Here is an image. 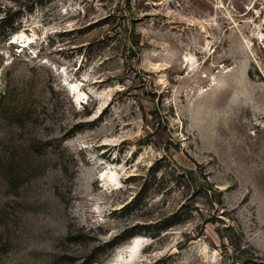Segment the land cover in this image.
<instances>
[{"label": "rangeland", "instance_id": "obj_1", "mask_svg": "<svg viewBox=\"0 0 264 264\" xmlns=\"http://www.w3.org/2000/svg\"><path fill=\"white\" fill-rule=\"evenodd\" d=\"M0 264H264V0H0Z\"/></svg>", "mask_w": 264, "mask_h": 264}, {"label": "trees", "instance_id": "obj_2", "mask_svg": "<svg viewBox=\"0 0 264 264\" xmlns=\"http://www.w3.org/2000/svg\"><path fill=\"white\" fill-rule=\"evenodd\" d=\"M209 190V189H208Z\"/></svg>", "mask_w": 264, "mask_h": 264}]
</instances>
